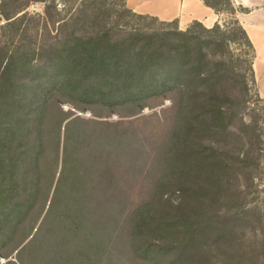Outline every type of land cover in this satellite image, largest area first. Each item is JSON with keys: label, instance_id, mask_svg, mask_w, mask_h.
<instances>
[{"label": "trees", "instance_id": "1", "mask_svg": "<svg viewBox=\"0 0 264 264\" xmlns=\"http://www.w3.org/2000/svg\"><path fill=\"white\" fill-rule=\"evenodd\" d=\"M220 1L235 13L229 0H203L216 12ZM20 6L17 13L24 10ZM132 13L164 26L174 23ZM8 24L10 29L16 21ZM233 26L207 29L193 22L186 31H139L116 39L108 31L69 32L24 51L6 30L0 37V257L18 255V262L6 264L92 263L106 236H116L115 246L122 244L137 264H246L258 249L263 257L264 241L254 243L257 250L241 244L255 211L236 202L238 212L223 211L230 202L229 158L215 144L235 135L230 128L237 101L230 90L248 91L230 44L248 47L252 75L256 54L237 20ZM166 96L176 118L158 153L163 173L153 195L131 208L113 206L107 186L115 166L100 153L124 142L114 133L99 136L96 128L122 123L98 114L86 119L65 112L62 103L85 112L82 104L90 102L135 116L149 104L146 98ZM238 140L244 141L243 134ZM246 145L236 159L250 166L254 142Z\"/></svg>", "mask_w": 264, "mask_h": 264}, {"label": "rangeland", "instance_id": "2", "mask_svg": "<svg viewBox=\"0 0 264 264\" xmlns=\"http://www.w3.org/2000/svg\"><path fill=\"white\" fill-rule=\"evenodd\" d=\"M10 1L11 3L6 7L2 4L3 0H0V37L7 32L8 23L15 20L16 24L8 30L15 36L16 45L21 51L30 47L38 49L42 41H58L59 38L69 32L84 36L92 35L100 30L101 32L108 31L110 36L116 39L127 37L129 34L139 31L146 34L166 32L171 29L186 31L192 25L187 24L192 17V13L194 14L197 11V14H200L196 5L191 7L193 3L191 1L194 0H180L181 4L185 2L180 17L181 20L182 17H185L186 24L180 25V22L174 21L171 26H164L151 20L133 18V10L128 7L127 0ZM229 1L234 7L235 13L232 14L226 11L225 5L221 1L218 3L221 10L219 12L215 11L218 16V25L224 30L235 27L233 23L237 19L236 12L248 13L252 11L243 9L240 5L235 7L233 6L234 0ZM255 1H258V3L254 9L264 10V0ZM141 2H145V6L152 9L161 6L160 0L156 2L154 0H141ZM243 3L250 6L247 0H243ZM19 5L24 10L17 13ZM24 5L27 6L23 8ZM164 6H167V3H164ZM48 7L51 10L50 15L47 14ZM7 14L12 16L13 19L8 21ZM241 20L245 25V29L251 35L252 43L254 45L257 43L260 46L258 60L263 63L261 59L264 56V20H260L255 24L256 28L252 30L253 33L250 30L249 23L243 18ZM253 20H256V16L251 19V21ZM209 21L213 22L214 18H210ZM65 22L71 23L65 26ZM207 22L205 20L204 24H207ZM230 52L233 55L232 60L236 63L237 72L242 76H246L248 91L246 95H242L239 86L237 87L238 90H230L231 93L233 92L230 98L237 101L235 102L236 106L232 109L234 119L230 128V131L234 132L236 136L231 135L232 137L229 139L221 140L215 144L229 158L227 167L230 168V171L226 177V184L228 188L227 201L230 202L225 205L223 211L224 215L227 216L238 212L236 203L239 205L242 203L244 210L255 211L253 219L250 217L252 219L251 223L246 224L247 227H243L244 238L241 244H244L246 248L250 249L251 247L257 250L254 243L264 241V97L260 96V82L258 81V76L264 80V65L261 64L259 67V64H257V72L253 68L254 74L252 75L247 72V61L252 56L248 47L242 42H233L230 44ZM255 53L254 58L257 57L256 49ZM228 59L231 60L230 57ZM62 101H64V98ZM146 101L149 104L135 116L131 110L108 111L106 108L100 105H92L93 103L90 102L82 104L87 109L85 112L66 101L62 103V109L65 112H74L75 115L86 119H96L94 115L98 114L103 117L100 120L116 124L122 123L113 130H106L103 127L96 128V133L99 136L114 133L118 141L124 142L121 147H119L120 145H113L105 152L100 153L101 159H107L115 166L110 172V174H114L115 179L112 180L111 185L107 186L112 188L113 195L108 196L110 197V203L114 204L113 206L131 208L150 199L153 190H155L157 179L163 173L161 169L162 162L158 153H161V148L174 127L176 111L172 107V98L168 96L151 100L146 98ZM241 134L244 137L242 142L238 140ZM208 141L214 143L217 140L214 138ZM251 141L254 142L255 154L249 157V160L252 159L251 162H248V164L251 163L250 166L242 165L236 157L241 151L244 153L243 144H247V149H250ZM239 159H243V156ZM105 199H102V201L106 202ZM175 199L177 198L175 197ZM115 238L116 236L112 238L106 236L103 240L105 249L92 256L90 259L93 261L92 263L88 261L85 264H137L129 260L128 255L121 248L123 247L122 244L118 242L115 246L113 242ZM259 252V249L256 254L251 251L250 255H247L245 263L264 264V255L258 257ZM17 257V252L7 258L0 257V264H6L8 261L18 262Z\"/></svg>", "mask_w": 264, "mask_h": 264}, {"label": "crops", "instance_id": "3", "mask_svg": "<svg viewBox=\"0 0 264 264\" xmlns=\"http://www.w3.org/2000/svg\"><path fill=\"white\" fill-rule=\"evenodd\" d=\"M154 1L156 2L157 0H154ZM247 1L250 3V6H246L243 3V0L242 1L241 0H234L235 3H233V6L236 7L237 5H240L243 9L252 10L251 12L249 11L248 13L236 12V15H235L237 18L236 20L239 22L241 27L246 31L247 35L249 36V38L251 40V35L248 32V30L245 29V27H244L245 25H244L243 21L241 20V18L245 19L249 23L250 30L253 33L254 31H252V30L254 28H256L255 24L260 22V20H264V10L254 9L255 6H257L258 1H255V0H247ZM160 2H161L160 3L161 6H156L157 8L152 9L151 7L145 6V2H141V0H127L128 7L131 10H133V12H135L136 14L152 16V17L159 19L162 22L171 23L174 21H178V23L180 22V25H182L183 23H184V25L186 24L185 17H182L183 18L182 20L180 17V15L182 14V11L184 9V3L185 2L182 4H181L180 0H160ZM191 2H193L191 7L193 5L194 6L196 5V7L199 9L200 14H197V11L194 14L192 13V17L189 19V21L187 23L188 25L192 24L193 22H199L205 28L211 29L216 24H218V21H217L218 16H217L215 10L206 6L204 4L203 0H194ZM164 3H167V6H164ZM188 4H189V2H188ZM254 16H256V20L251 21V19ZM258 16H260V17H258ZM210 18H214V21L210 22L209 21ZM205 20L208 21L207 24L205 23L206 25L204 24ZM181 30H183V29H181ZM251 42H252V40H251ZM253 45H254V43H253ZM254 48L257 50V57L255 58L254 67H253L256 70L257 64H259V67L261 64L264 65V56H262L263 58L261 59L263 61V63H260V61L258 60V58H259L258 51L260 49V46L256 43V45H254ZM256 72H257V70H256ZM263 77H264V75H263ZM258 81L260 82L259 83L260 96L264 97V80L262 77L259 78V76H258Z\"/></svg>", "mask_w": 264, "mask_h": 264}]
</instances>
